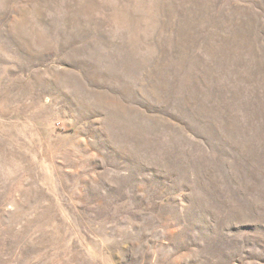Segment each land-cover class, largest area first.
<instances>
[{"label":"rangeland","instance_id":"obj_1","mask_svg":"<svg viewBox=\"0 0 264 264\" xmlns=\"http://www.w3.org/2000/svg\"><path fill=\"white\" fill-rule=\"evenodd\" d=\"M0 264H264V0H0Z\"/></svg>","mask_w":264,"mask_h":264}]
</instances>
